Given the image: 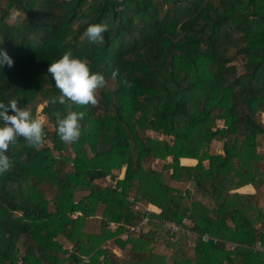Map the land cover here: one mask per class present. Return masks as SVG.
<instances>
[{"label": "trees", "instance_id": "obj_1", "mask_svg": "<svg viewBox=\"0 0 264 264\" xmlns=\"http://www.w3.org/2000/svg\"><path fill=\"white\" fill-rule=\"evenodd\" d=\"M0 51V102L53 127L6 153L0 264H264V0H0ZM67 51L106 79L97 106H72L70 144L47 72Z\"/></svg>", "mask_w": 264, "mask_h": 264}, {"label": "clouds", "instance_id": "obj_2", "mask_svg": "<svg viewBox=\"0 0 264 264\" xmlns=\"http://www.w3.org/2000/svg\"><path fill=\"white\" fill-rule=\"evenodd\" d=\"M108 30L106 24H91L83 33L90 42L103 43V33ZM13 60L7 52L0 51V67L13 66ZM48 74L53 78L56 88L61 95L58 97L60 104H67V115L62 116L57 112V134L63 143H75L81 136V123L84 112L72 111V106L98 105L97 93L106 85L105 76L101 73H93L87 60L73 58L71 51L65 52L60 59L50 63ZM120 76L119 69L112 70L109 78L115 81ZM126 87H131L127 81H123ZM52 104L57 102L53 97ZM11 113V114H10ZM19 138L29 147L39 148L45 143V122L38 116H34L27 106H19L15 99L7 104L0 102V174L11 170L13 162L6 153L10 146L17 143ZM121 178V177H120Z\"/></svg>", "mask_w": 264, "mask_h": 264}, {"label": "built area", "instance_id": "obj_3", "mask_svg": "<svg viewBox=\"0 0 264 264\" xmlns=\"http://www.w3.org/2000/svg\"><path fill=\"white\" fill-rule=\"evenodd\" d=\"M146 221H144L141 225H139L137 227H131L130 231L140 232L143 229V226H145V224H147ZM165 226H166L167 231L170 232L171 234H173V233H179V232H184L189 237L196 236V233L195 232H192L191 230H188V229L185 230L183 228H180L176 223H174L172 221L165 222ZM190 235H192V236H190ZM122 238L123 239H126L127 238V234L123 235ZM202 240L204 242H209L211 240L214 241V242H217L218 241L217 239L211 237L209 234L202 235ZM231 248L234 249L235 248V245H231ZM255 248H257L258 250L262 251L263 254H264V246L260 242H257L255 244Z\"/></svg>", "mask_w": 264, "mask_h": 264}, {"label": "crops", "instance_id": "obj_4", "mask_svg": "<svg viewBox=\"0 0 264 264\" xmlns=\"http://www.w3.org/2000/svg\"><path fill=\"white\" fill-rule=\"evenodd\" d=\"M181 163H182L183 165L194 166V165L197 164V161H196V160H193V159H182V160H181ZM205 164H206V166H207L208 162H206ZM239 191H240L241 193H254V192H255V190H254V188H253L252 185H248V186H246V187L240 189ZM225 197H226V193L224 192V193L222 194V198L225 199ZM259 199H260V204L262 205V204H263V189L260 191ZM187 222H188V221H187Z\"/></svg>", "mask_w": 264, "mask_h": 264}, {"label": "rangeland", "instance_id": "obj_5", "mask_svg": "<svg viewBox=\"0 0 264 264\" xmlns=\"http://www.w3.org/2000/svg\"><path fill=\"white\" fill-rule=\"evenodd\" d=\"M14 15H16V12H13V16ZM12 16V17H13ZM13 19V18H12ZM39 109H41V107L39 108ZM39 118H41L43 121H45L44 120V116L43 115H39L38 116ZM45 125H47V128H49V130H52V125L51 124H49L48 122H46V124ZM215 149H216V151L217 152H221V150H222V145H220V144H217L216 146H215ZM123 175H124V170L119 174V177H123ZM263 188V205H264V186L262 187ZM189 227H191V226H189ZM189 230H191L192 232H194L191 228H188ZM190 236H192V235H190ZM191 238V237H190ZM259 246V245H258Z\"/></svg>", "mask_w": 264, "mask_h": 264}]
</instances>
